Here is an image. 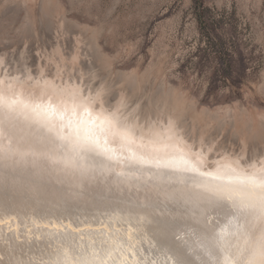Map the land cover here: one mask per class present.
Wrapping results in <instances>:
<instances>
[{
  "label": "rangeland",
  "instance_id": "1",
  "mask_svg": "<svg viewBox=\"0 0 264 264\" xmlns=\"http://www.w3.org/2000/svg\"><path fill=\"white\" fill-rule=\"evenodd\" d=\"M16 78L100 92L145 131L172 121L211 169L264 156V0H0V80Z\"/></svg>",
  "mask_w": 264,
  "mask_h": 264
},
{
  "label": "snow or ice",
  "instance_id": "2",
  "mask_svg": "<svg viewBox=\"0 0 264 264\" xmlns=\"http://www.w3.org/2000/svg\"><path fill=\"white\" fill-rule=\"evenodd\" d=\"M97 99L83 87L37 93L19 78L0 80V213L71 216L93 185L115 184L143 194L139 206L116 207L147 217L172 264H264V163L211 169L203 146L189 145L172 121L138 134ZM162 202L174 206L170 218L152 211ZM97 235L63 228L46 244L25 242L39 255L20 264H109Z\"/></svg>",
  "mask_w": 264,
  "mask_h": 264
},
{
  "label": "bare ground",
  "instance_id": "3",
  "mask_svg": "<svg viewBox=\"0 0 264 264\" xmlns=\"http://www.w3.org/2000/svg\"><path fill=\"white\" fill-rule=\"evenodd\" d=\"M2 80L5 83L10 82L9 80ZM181 113L183 115L185 112ZM130 123L135 127L138 134L145 135L144 132L153 131L152 129L145 131L146 129L142 126L137 128L138 125L133 120H130ZM217 162L220 164L231 162L238 170L240 168L247 169L253 163H264V156L245 165L238 163L233 157H222ZM13 178L12 176L9 177V179ZM142 202V193L102 182L98 187L93 185L87 202H82L74 208L71 216L62 214V218L52 215L41 219L30 210L7 214L0 213V264H20L21 261L27 262L30 258L38 256L39 253L36 249L30 250L28 243L25 242L38 246L46 244L49 242L47 237L50 234L60 232L63 228H67L69 231L79 228L85 234L97 233V242L99 240L107 241L108 248L112 252V259L109 264H172L167 250L158 245L157 241L150 235L148 228L144 226L147 217L143 213L121 211L116 207V205H119L120 208L128 209L139 206ZM174 210L172 204L163 202L152 209L160 219L170 218ZM37 228H39V231H37ZM37 237H40V239H37Z\"/></svg>",
  "mask_w": 264,
  "mask_h": 264
}]
</instances>
